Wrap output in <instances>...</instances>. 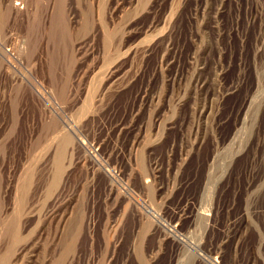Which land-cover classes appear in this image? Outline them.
<instances>
[{"label":"rangeland","instance_id":"374dc122","mask_svg":"<svg viewBox=\"0 0 264 264\" xmlns=\"http://www.w3.org/2000/svg\"><path fill=\"white\" fill-rule=\"evenodd\" d=\"M0 264H264V0H0Z\"/></svg>","mask_w":264,"mask_h":264},{"label":"bare ground","instance_id":"6f19581e","mask_svg":"<svg viewBox=\"0 0 264 264\" xmlns=\"http://www.w3.org/2000/svg\"><path fill=\"white\" fill-rule=\"evenodd\" d=\"M16 5H14V6H12L11 8L13 9V10H18L19 9V7H17V4L18 3H15ZM179 221V220H178ZM176 224V223H175ZM176 227V226H175Z\"/></svg>","mask_w":264,"mask_h":264}]
</instances>
